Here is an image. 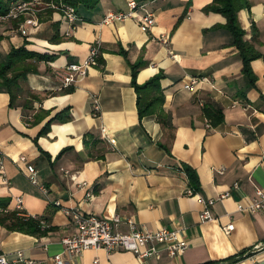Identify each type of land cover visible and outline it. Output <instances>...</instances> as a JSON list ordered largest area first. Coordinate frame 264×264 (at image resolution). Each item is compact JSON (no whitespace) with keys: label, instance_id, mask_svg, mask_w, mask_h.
Here are the masks:
<instances>
[{"label":"crops","instance_id":"1","mask_svg":"<svg viewBox=\"0 0 264 264\" xmlns=\"http://www.w3.org/2000/svg\"><path fill=\"white\" fill-rule=\"evenodd\" d=\"M129 1L100 0L95 10L79 13L83 20L74 29L53 11L39 15L38 27L24 26V17L0 23V218L17 214L21 199L23 214L47 225L36 235L0 222V254L14 259L23 251L36 264H264V211H238L264 189V0H248L238 13L244 40L260 54L250 64L253 78L245 75L226 19L205 12L214 0H136L138 17L155 16L148 32L134 19L105 21L127 13ZM97 43L99 63L65 87L57 75L86 60ZM22 47L40 58L15 61L3 75L10 53ZM136 65L137 85L155 80L159 88L140 92L142 104L158 99L143 118L132 84ZM27 66L36 71L24 74ZM18 74L11 105L6 82ZM194 78V91L185 90ZM207 103L223 110L216 128L203 115ZM28 166L47 195L30 182ZM227 193L210 207L213 219L203 221L200 199ZM66 210L132 219L148 231L179 230L189 248L177 258L161 249L144 261L88 250L58 263L61 240L78 232ZM230 223L235 228L226 234L222 227Z\"/></svg>","mask_w":264,"mask_h":264},{"label":"built area","instance_id":"2","mask_svg":"<svg viewBox=\"0 0 264 264\" xmlns=\"http://www.w3.org/2000/svg\"><path fill=\"white\" fill-rule=\"evenodd\" d=\"M129 11L127 13H114L106 17L105 21H124L126 19H134L139 23L143 32H148L156 24L154 14L147 13L144 16L138 17L137 11L141 8L136 0H131L128 3ZM44 11L57 12L75 28L78 22L83 19L72 5L66 4L63 0H18L11 4L8 12L0 13V23L19 20L24 17V26L38 27L39 15ZM100 43L91 47L86 60L78 64H70L65 70L58 74V79L65 87L74 85L79 79L87 76L89 67L97 65L98 59L101 56ZM198 83L194 78L189 84L184 86L185 90L194 91L195 85ZM95 111H100L99 104L95 101ZM102 136L105 140L113 143L105 128H102ZM19 161L25 163V156H21ZM4 169V154L0 149V170ZM28 178L33 185L45 194H48L46 187L41 185L37 178V171L33 166H28ZM235 190L240 186L234 185ZM189 196H194L192 190H188ZM93 194L88 193L87 198L92 199ZM229 194L220 195L216 199H208L200 201L204 204V212L201 216L203 221H211L213 219L210 207L216 202L226 199ZM61 203L58 201L57 206ZM17 215L22 218H31L23 214L22 200H17L16 207ZM238 211L250 212L252 214L264 211V189H257L255 196L245 204L238 205ZM66 215L77 226L78 232L71 236L64 237L61 244L64 248V253L54 257L58 263L63 262L65 256H79L88 250H102L108 254L117 252H128L135 255L139 260H148L158 256L161 249H164L171 258H177L185 254L189 248V243L179 230L161 229L158 231H148L145 228H138L135 221L132 219L123 220L120 216H115L111 219H105L92 214H82L79 211L66 210ZM36 219V218H35ZM123 226L128 228V232H123ZM235 226L233 223L222 227L226 234H231ZM41 229L46 230L47 225L41 221ZM15 258L12 259L6 254H0V264H36L34 261L27 259L23 251L14 253Z\"/></svg>","mask_w":264,"mask_h":264},{"label":"trees","instance_id":"3","mask_svg":"<svg viewBox=\"0 0 264 264\" xmlns=\"http://www.w3.org/2000/svg\"><path fill=\"white\" fill-rule=\"evenodd\" d=\"M18 0H0V13L8 12L11 3H14ZM138 1H149V0H138ZM66 4L72 5L76 8L77 12L80 13L81 11H92L95 10L99 4L100 0H63ZM249 2L248 0H214L211 5H209L205 12L210 13H216L222 15L226 19V24L224 26L225 29H227L232 36L234 37V45L239 49L241 57L243 59L244 65H245V75L247 77H252L251 67L250 64L252 61L260 58V54L255 50L254 46L250 44L249 42L244 40L245 31L241 28V25L239 23L238 13L245 9L249 8ZM217 28V27H215ZM40 56H38L36 53L28 52L25 47H22L17 50H13L10 53V63L4 67V73L6 74V71H10L14 67V62H26L29 59H36L38 60ZM139 65L133 66V80L132 84L137 94H139L138 97V111H139V117L143 118L144 116L150 114V108L153 106L155 102H157L158 99H154V101L150 103H141V97L140 92L144 89H146L148 86L153 85L155 90H159L157 85H154L155 80L147 83L145 86H139L136 82V77L138 74ZM36 69L31 68L30 66L26 67V70L24 71V74L27 72H35ZM23 76V74L15 77L13 80H7V86L9 88V91L11 93V105H13V99H12V88L17 86L18 80ZM253 78V77H252ZM16 88V87H15ZM203 115L208 120L210 125L213 128L218 127L221 125L224 121V113L223 110L217 106L213 105L211 103H207L203 107ZM187 178L189 180L190 185L197 190V187L194 185V178L190 170L185 171ZM41 221L42 219L38 218H22L19 217L17 214H11L4 218H0L1 223H9V228L14 231H20V232H28L32 234H41Z\"/></svg>","mask_w":264,"mask_h":264},{"label":"rangeland","instance_id":"4","mask_svg":"<svg viewBox=\"0 0 264 264\" xmlns=\"http://www.w3.org/2000/svg\"><path fill=\"white\" fill-rule=\"evenodd\" d=\"M31 1V0H30Z\"/></svg>","mask_w":264,"mask_h":264}]
</instances>
